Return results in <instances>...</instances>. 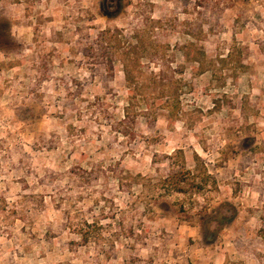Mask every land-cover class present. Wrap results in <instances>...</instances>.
Returning a JSON list of instances; mask_svg holds the SVG:
<instances>
[{
	"label": "rangeland",
	"instance_id": "obj_1",
	"mask_svg": "<svg viewBox=\"0 0 264 264\" xmlns=\"http://www.w3.org/2000/svg\"><path fill=\"white\" fill-rule=\"evenodd\" d=\"M0 264H264V0H0Z\"/></svg>",
	"mask_w": 264,
	"mask_h": 264
},
{
	"label": "trees",
	"instance_id": "obj_2",
	"mask_svg": "<svg viewBox=\"0 0 264 264\" xmlns=\"http://www.w3.org/2000/svg\"><path fill=\"white\" fill-rule=\"evenodd\" d=\"M124 77H125V79L127 81H130L133 76L132 75H129V73H125ZM168 177H169V179H171V182H172L171 184H172V188L173 189H176V190H179V191H182L183 190L182 189L183 187L180 185L183 179L176 178L173 173H171L170 175H168ZM83 240H84V242H86V240H87L86 235L83 237Z\"/></svg>",
	"mask_w": 264,
	"mask_h": 264
}]
</instances>
